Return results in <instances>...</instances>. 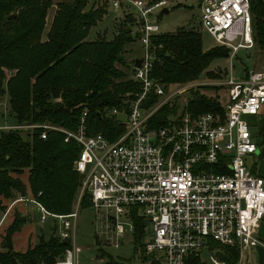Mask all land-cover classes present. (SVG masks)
I'll list each match as a JSON object with an SVG mask.
<instances>
[{"label":"built area","instance_id":"2783aa9c","mask_svg":"<svg viewBox=\"0 0 264 264\" xmlns=\"http://www.w3.org/2000/svg\"><path fill=\"white\" fill-rule=\"evenodd\" d=\"M111 5L133 8L132 34L140 47L130 68L138 90L127 100L126 112L110 111L121 117L124 130L114 140L100 133L89 135L86 111L75 130L48 123H0V132L40 128L44 139L55 130L64 134L65 142L80 146L73 167L82 181L70 213L54 214L32 196L18 195L13 202L31 203L42 223L49 217L55 220V233L66 246L54 264H78L76 218L84 194L99 224L96 231L113 247L134 232L130 217L135 208L134 215L144 222V255L164 264H196L195 257L204 250L209 252L201 259L205 264H226L208 250L210 240L236 246L239 258L249 247L264 246L259 237L264 179L249 163L258 145L245 119L264 107V63L240 78L234 77L232 66L214 84L224 89L221 111L194 116L186 111V103L166 123L149 127L157 110L196 83L167 93L170 85L153 77L159 57L152 38L162 33L156 17L168 8L169 0H112ZM199 10L202 29L215 45L228 48L230 60L240 50L253 49L249 0H199ZM135 58L141 62L134 67Z\"/></svg>","mask_w":264,"mask_h":264},{"label":"trees","instance_id":"16d2710c","mask_svg":"<svg viewBox=\"0 0 264 264\" xmlns=\"http://www.w3.org/2000/svg\"><path fill=\"white\" fill-rule=\"evenodd\" d=\"M87 2H57L43 39L51 0H0V101L7 94L13 123H48L75 130L82 112L86 111L84 123L89 135L100 133L114 140L124 130L121 117L110 111L116 108L126 112L127 100L138 90V83L130 74L133 58L127 60L124 56L125 43L134 39L131 29L134 17L125 13L128 26L119 30L111 41L88 40L90 29L105 10H84ZM249 3L255 44L264 47V0H249ZM152 41L159 57L153 77L165 85L196 81L203 72H209L206 68L214 58L229 56L224 46L203 50L201 34L193 30L162 32ZM199 87L224 90L217 85ZM188 92L185 109L191 115L222 110L219 94L207 95L197 87ZM177 97L151 116L149 127L166 123L181 108ZM258 125V133L264 139V121ZM40 132V128L0 132V196L13 200L18 195H30L50 212L68 214L73 210L82 181L73 167L80 146L73 140L65 142L62 132L50 130L44 139ZM24 171L26 182L20 177ZM89 205L88 195L84 194L80 206ZM4 210L0 204V215ZM134 214L135 208L130 217L134 232L129 240L134 252L140 251L146 259L144 222ZM28 221L27 215L13 213V220L2 236L0 264H54L62 255L66 244L56 235L54 222L47 239L41 233L34 246L25 251L14 250L12 237ZM208 250L226 264L238 262L236 246L210 240ZM201 259L199 254L194 262L205 264Z\"/></svg>","mask_w":264,"mask_h":264},{"label":"rangeland","instance_id":"374dc122","mask_svg":"<svg viewBox=\"0 0 264 264\" xmlns=\"http://www.w3.org/2000/svg\"><path fill=\"white\" fill-rule=\"evenodd\" d=\"M59 1L66 0H51V5L47 9L46 24L42 36L43 39L45 38V34L49 29L54 12L57 8L56 3ZM111 1L112 0H88V4L85 6L84 10H90L91 8L92 10H97L98 8H103L106 12H104L97 24L90 29L87 36L88 40L103 38L106 41H111L114 36L118 34L119 30H126L128 24H126L127 19H125L124 15L125 13L133 15V8L119 7L117 9H114L111 5ZM168 10V13H160L156 17L161 32H175L179 29L193 30L201 34L203 50H207L215 46V42L212 37L207 32H205L200 25L199 0H169ZM133 37L135 40L133 39L131 42L125 43L124 45V56L127 60H131L135 56L140 55V47L136 41V37ZM263 63L264 47H261V45L259 44H255L253 49L240 50L237 56L231 60L228 57L214 58L206 68V71L209 72L207 74L203 72L200 75L199 79L193 82L196 83L195 87L200 88V90L205 94L217 96L219 94L221 100H223L224 96L222 95L224 93L221 90L222 88H201L199 86L214 85L220 80L219 78H224L223 75L226 74V72H228L229 68H232V66L234 68L233 71L235 72L234 77L240 78L246 71L251 69H258ZM8 74L10 73L8 72ZM213 74H220L221 77H214L212 76ZM190 83L191 82L172 84L174 86L170 85L166 91L167 93H170L176 87H184ZM188 91L178 95L177 103L180 106H184L187 103L189 95ZM259 116L260 115H246L245 119L251 126L250 128L253 140L258 145L259 150H261L263 148V138L258 133V123L261 121ZM4 122L13 124L7 94L3 95L0 101V123ZM254 158V160L256 161V166L260 168L261 159L264 158V155L262 154L261 156H259L255 154ZM26 176V171H24V173L20 175L24 182L27 181ZM31 212L34 215L32 222L35 223L36 229L33 233L34 242H31L32 244L29 245V247L35 245L41 233H43L44 237L47 239L52 224L55 221L53 218L49 217L46 222L42 223L39 221V215L37 216V214H35L36 212L33 210H31ZM98 225L99 224L95 219V213L90 208V206H80L76 218V244L81 248V251L78 254V264H152V262L154 261L157 262V264H164L162 260L158 259V261L155 259V257H146V259H143L140 251L134 252L129 240V236L125 237L119 247L111 246L107 242L106 238H104L102 234H99L96 231ZM144 240H146V237H144ZM201 255L205 260L208 257L209 252L202 251Z\"/></svg>","mask_w":264,"mask_h":264},{"label":"crops","instance_id":"0c3cea01","mask_svg":"<svg viewBox=\"0 0 264 264\" xmlns=\"http://www.w3.org/2000/svg\"><path fill=\"white\" fill-rule=\"evenodd\" d=\"M257 115H260L259 118L261 119V121H264V107L260 110V112ZM256 154L259 156H261L262 154L264 155V139H263V148L261 150H259L258 148V152ZM251 158L249 159L250 160L249 163L252 167H254L253 171L256 174H259L260 176L263 177L264 158L261 159L260 168L256 166L254 155ZM0 203L2 206L5 207L4 212L0 215V244L6 227L13 220V213L15 211H18L23 215H27L30 221H28L19 231L14 233L12 237V245H13V249L16 251H25L29 247V245L32 244L31 242H34L33 233L34 230L36 229L35 223L32 222L34 215L32 214L31 210L35 211L36 212L35 214H37V216L39 215V213L32 204H29L27 202H22V201L13 202V200L5 199L2 196H0ZM259 237L264 242V217L259 227ZM237 264H264V246L247 248L242 253V256L238 259Z\"/></svg>","mask_w":264,"mask_h":264},{"label":"water","instance_id":"95a60500","mask_svg":"<svg viewBox=\"0 0 264 264\" xmlns=\"http://www.w3.org/2000/svg\"><path fill=\"white\" fill-rule=\"evenodd\" d=\"M168 11H169L168 8H167V7H164V8L161 9V14H162V13H163V14H164V13L166 14V13H168ZM140 62H141V58H135V59H134V63H133V64H134V67H135V66H139ZM132 71H134V68H132ZM65 243H66V242L64 241V244H65ZM61 257H62V256H60V258H61Z\"/></svg>","mask_w":264,"mask_h":264}]
</instances>
